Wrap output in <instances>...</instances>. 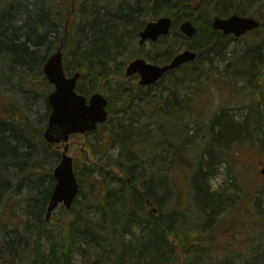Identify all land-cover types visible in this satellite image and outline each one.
<instances>
[{"label": "trees", "instance_id": "16d2710c", "mask_svg": "<svg viewBox=\"0 0 264 264\" xmlns=\"http://www.w3.org/2000/svg\"><path fill=\"white\" fill-rule=\"evenodd\" d=\"M123 1L0 0V72L8 71L6 79L20 76L21 91H27L28 96L38 94L41 97L43 93L47 117L51 110L48 95L52 88L43 67L46 55L54 52V42H64L66 74L73 76L79 72V84L83 79L89 80L86 88L78 84L80 94L87 97L95 93L109 95L106 90L111 84H116L121 91L120 97L113 99L114 104L108 105L106 124L94 133L71 137L74 141L94 134L97 140L89 143L94 160L75 162L81 189L70 212L76 216L67 222L57 220L56 216L46 222L45 208L54 189L53 169L45 175L40 171L31 173V169L39 168L38 164H32L38 149L44 157L49 153L61 156L59 148L48 144L43 137L46 124L35 125L21 112L16 115V110L10 108V99L6 104L0 102L3 112L0 113V164L9 177L3 186L14 178L10 174L12 166L18 173L29 168L28 175L33 183L24 232L0 235V251L13 254L15 258L21 253L20 259L27 260L23 264H69L76 255L87 258L89 264H229L218 254L219 234L216 232L224 233L222 224L211 229V221L220 214L216 213L221 205L230 203L234 195L221 199L212 191L210 182L218 176L220 165H233L228 161L231 152L237 158L236 163L241 164L242 150L249 144L254 145L253 139H259L257 136L262 133L264 19L255 31L259 36L258 44L249 48L241 59L246 71L244 79L250 84L247 95L245 93L250 102L246 119L236 124V116L231 114L233 109L223 107L209 122L212 131L200 137L197 129L190 127L203 123L201 111L195 108V102L205 96L206 85L202 79L207 69L202 60L213 62L215 57L224 58L229 45L223 41L227 38L212 30L211 20L201 22L183 14L188 4L177 0H152L153 3L137 0L134 4ZM117 5L118 10L115 9ZM217 5L211 2L199 4L197 8L212 17ZM78 7L84 10L88 7L91 11L84 14L87 23L76 33L72 19ZM111 10L116 12L110 13ZM228 12V9L223 10L218 17H227ZM161 16L174 20L171 34L188 43L186 49L197 52L198 58L190 63L191 69L180 67L163 78L159 84L171 77L168 89L162 94L163 102L148 107V120L142 124L139 117L143 114L133 110L124 93L133 90L137 93V102L144 103L145 107L149 103L148 94L144 87L134 90L121 85L127 77L126 64L120 61L145 58L135 53V48L140 49L135 42L145 24ZM184 19L191 20L197 27L192 40L178 31V23ZM171 34L159 39L156 57H149L154 64L170 62L183 47L177 46L182 40L177 42ZM76 38L81 41L78 50L81 56L75 58V63L69 48ZM69 57L74 59L72 65ZM115 102L119 109H114ZM173 123L175 131L171 140L167 131L172 129L170 124ZM167 124L168 130L165 129ZM105 128L108 131L104 133ZM193 138L203 145L199 148L201 152L186 146ZM113 147L118 151L114 164L102 163L99 155ZM84 151L90 155L87 149ZM175 173L176 180L173 179ZM46 178L51 180L48 185L43 184ZM149 207L158 209V215ZM37 224L41 230L35 228ZM91 250L94 260L86 253Z\"/></svg>", "mask_w": 264, "mask_h": 264}, {"label": "rangeland", "instance_id": "374dc122", "mask_svg": "<svg viewBox=\"0 0 264 264\" xmlns=\"http://www.w3.org/2000/svg\"><path fill=\"white\" fill-rule=\"evenodd\" d=\"M150 3H153L152 0H148ZM182 4H188L185 8L186 16L195 17L201 22H209L213 19L214 16H219L220 12L228 9V13H240L246 17L256 18L259 21L264 19V0H222L220 4L217 5V12L214 16L208 17L207 12H199L197 5L199 0H177ZM209 1V0H208ZM217 2L218 0H213ZM124 4H134L132 0H124ZM115 9L118 10L119 6H115ZM89 10L88 7L84 9L77 8V13L72 19L74 30L77 33L79 28L84 27L87 23V19L84 18V14ZM111 10L110 13H113ZM109 12V11H106ZM116 12V11H115ZM73 30V31H74ZM179 31V30H178ZM171 37L178 42L179 39L182 40L177 43V46H183L180 49V52L183 51L187 44L184 43L182 38H177V35L171 34ZM258 34L253 33L246 35L240 39L233 40L232 38H227L223 42L227 43L228 50L224 58L215 57L212 59L213 62L204 59L205 69L209 67V75H205L203 78V83L207 86L204 88L203 93L205 97H202L196 104V109L201 111L202 114V124L194 125L190 128H196L198 132H201L204 127L209 125L212 117L221 110V108L226 107L233 109L231 114L243 119L248 114V106L250 102L246 99L245 93H248L249 83L244 79L245 75V66L241 65V59L243 55L248 52L249 48H253L258 42ZM136 45L138 48H135L139 54L145 56V59L148 62L153 63V60L149 57H156L158 42L156 44L148 43L144 46L139 47V41L136 40ZM65 54V53H64ZM147 57V58H146ZM64 58L67 59L64 55ZM71 58V59H70ZM73 57H69V62L73 64ZM124 62L126 65L129 63L126 59H122L120 63ZM161 63L160 65H162ZM121 68L120 66H118ZM190 67L189 69H191ZM7 70L0 72V102L8 103L10 100V108L16 110V115L23 113L27 118H30L35 125L45 126L48 121L47 117V107L44 99V94L41 93V97L38 94L28 96L25 92L21 91L22 80L18 76H12L11 79H6ZM258 78V77H257ZM139 82L138 78L135 79H124L123 86L134 88ZM169 81L166 79L163 83L155 86L151 90L146 89L148 94L149 103L148 106H144V103L137 102L133 105L134 109L140 111L143 115H140L142 124L147 122V113H150L148 107H152L154 103H162V97L164 90L168 89ZM89 80L86 78L82 80V83L79 84L81 88H86L88 86ZM42 86V81H41ZM118 86L116 84L108 85L107 92L110 95H115ZM167 92L165 91V94ZM3 94V96H2ZM108 94H106L107 96ZM166 97V95H164ZM7 99H10L7 101ZM30 103H32L30 105ZM114 109H119L116 107ZM35 104V105H34ZM2 105L0 104V113ZM145 109V110H142ZM146 113V114H145ZM2 115V114H1ZM18 117V116H17ZM47 117V118H46ZM20 118V117H18ZM20 126V125H19ZM170 131H167V136L170 135V139L173 140L172 132L174 130V123L170 125ZM165 129H169V124ZM107 128L104 129V133L107 132ZM261 134L259 139H253L252 142L254 145L249 144L245 147L244 150L239 155V159L242 162L238 166H227L219 169V174L216 178L212 179L210 182L212 191H222L225 189V198L233 196L228 203V208L225 210V213L222 217H219L218 223L222 224L221 229L223 232H218V254L223 255V261L232 262L243 261L242 259H250L254 264H264V174L262 175V170L264 169V125L262 126ZM97 138L94 134L85 137L77 138L70 143V155L79 162L93 161L94 157L92 154V149L89 146V143L96 142ZM173 142V141H172ZM112 145V144H111ZM199 145L202 144L197 138L191 139L186 146L192 149L199 150ZM108 147V145H107ZM115 147L109 149L103 155H99V159L102 163H112L115 161V158L118 155L117 149ZM87 149L90 152V155L84 151ZM37 149H35L36 151ZM59 152L62 153V149H59ZM235 157V156H234ZM36 161H33L32 164H38L39 168L31 169L32 174H37V171H40V174L45 175L49 174L50 170L58 165L60 155L57 153H49L47 156L41 152V149H38L34 153ZM237 158L235 157V160ZM240 163V162H239ZM261 163V164H259ZM13 168V169H12ZM79 169L80 167H76ZM13 174V179H11L9 186L7 185L8 192L6 193L5 199L3 198L2 190L6 188L3 186L9 177L4 173V167L0 164V234L3 232H16L22 233L24 224L27 220L26 210L28 208L30 200V191L32 182L30 181V169L27 168L25 171L18 173L14 167H11ZM49 171V172H48ZM53 173H51L52 175ZM235 175L238 180V184H233L231 182V176ZM41 180V178H40ZM43 184H49L51 181L49 178L43 179ZM23 182V185H22ZM55 184V181H53ZM226 183V184H225ZM233 184V185H232ZM238 187H237V186ZM88 186H86V191ZM251 190V191H249ZM4 199V200H3ZM81 201L82 198H80ZM80 201V202H81ZM186 200L183 199V202ZM57 220L61 222H67L75 218L76 214H71L70 211L65 210V208L60 207L55 215ZM22 221V222H21ZM181 222V219L179 220ZM178 221V222H179ZM5 234V233H4ZM129 239V237L127 238ZM247 244L245 248H239L242 244ZM225 245V247H224ZM243 246V245H242ZM225 248V251L223 250ZM0 249L2 246L0 245ZM224 252H223V251ZM15 255V252H13ZM92 260H94V251L86 252ZM21 254V253H20ZM18 253V257L15 258L13 254L6 255L5 251H0V264H23L26 259H20L21 255ZM230 256L229 258H227ZM27 262V260H26ZM25 262V263H26ZM87 258H82L80 255L75 257L74 264H89ZM244 262V261H243ZM24 263V264H25Z\"/></svg>", "mask_w": 264, "mask_h": 264}, {"label": "water", "instance_id": "95a60500", "mask_svg": "<svg viewBox=\"0 0 264 264\" xmlns=\"http://www.w3.org/2000/svg\"><path fill=\"white\" fill-rule=\"evenodd\" d=\"M259 21L254 18L233 15L229 18H216L213 21L214 30L222 31L225 35L241 37L258 29ZM173 27V20L162 17L156 21L148 22L140 33L142 46L147 42H157L160 37L168 36ZM181 33L188 39L197 33L196 26L191 21L180 24ZM197 53L186 50L179 53L167 65L159 66L148 63L144 59H136L126 68V76H140V85L147 87L158 83L169 71L194 61ZM44 74L50 85L54 86L48 97L51 114L44 139L51 145L65 144L60 163L53 170L55 188L48 203L46 220L50 221L53 213L60 206L71 210L80 192V183L74 167V158L69 155L71 136L94 132L98 125L108 120V100L100 93H96L88 100L77 92V83L80 74L67 77L64 70L63 53L58 50L44 66ZM264 174V171H263ZM149 203V202H148ZM154 210V209H153ZM155 214L157 210H154Z\"/></svg>", "mask_w": 264, "mask_h": 264}, {"label": "bare ground", "instance_id": "6f19581e", "mask_svg": "<svg viewBox=\"0 0 264 264\" xmlns=\"http://www.w3.org/2000/svg\"><path fill=\"white\" fill-rule=\"evenodd\" d=\"M132 1H137V0H132ZM181 22V21H180ZM180 22L178 23V25L180 24ZM56 45H55V49L53 50L54 52H52L50 55H46V57H45V59H44V62H45V64L47 63V61H48V59L57 51V50H61L62 52H64V42H60V41H57V42H54ZM80 43H81V41H79L77 38L74 40V43L72 44V47H70L69 48V55H73L74 56V59L77 57H80L81 56V52H78V50H79V46H80ZM78 52V53H77ZM76 60L77 59H75V63H76ZM45 64H44V66H45ZM77 73H79V72H77ZM19 78H21L20 76H19ZM142 87L141 85H137V87L135 86L134 87V90H137V88L138 87ZM120 93H121V91H119V90H117L116 92H115V95H108V97H106L107 98V100H108V105L109 104H114L113 103V99L115 98V97H120ZM96 94V93H95ZM100 94H103V93H100ZM94 95V94H93ZM93 95H91V96H93ZM104 95V94H103ZM124 96L126 97V99L128 100V102L129 103H131L132 105H134L135 103H137V101H138V96H137V93L136 92H134L133 90H131V89H128V90H126L125 91V93H124ZM246 119V117L244 118V120ZM234 120H235V122H236V124H242L243 123V119H240L239 117L237 118V117H235L234 118ZM210 131H212V127H211V125L209 124L207 127L205 126L204 127V129H202V131L201 132H199V136L200 137H204L205 135H206V133L207 132H209L210 133ZM249 135V134H248ZM248 135H247V137H248ZM260 137V134L257 136V138H259ZM199 147H201L200 145H199ZM233 153L234 152H231L229 155H228V161H230V163L232 164L233 163V165L234 166H238V163H236L237 161L235 160V157L233 156ZM117 158V157H116ZM116 158H115V161H116ZM115 161H112V163L114 164V162ZM107 164H109V163H107ZM228 165H220V168H223V167H227ZM173 179H177V173H175L174 175H173ZM231 182H233V184H238V180H237V177L235 176V175H233V176H231ZM10 183V182H9ZM9 183L7 184L8 186H9ZM226 184V183H225ZM232 184V185H233ZM7 185H6V188H3V189H1L2 190V193H3V198L5 199V197H8V196H6V193L8 192V188H7ZM22 185H23V182H22ZM237 186V185H236ZM238 187V186H237ZM80 188H81V186H80ZM249 191H251V190H249ZM215 193L217 194V195H219V197L222 199V197H226L225 196V189H223L221 192L220 191H215ZM169 194H171L170 193V191H169ZM0 199H1V196H0ZM3 199V200H4ZM48 203H49V201H48ZM228 203H226V204H224V205H221V208L219 209V211L216 213V214H219L218 216H217V218H214L212 221H211V229L212 228H215V227H217V226H219L220 225V223H218V218L219 217H222L223 216V214L225 213V210H227V208H228ZM47 209H48V204H47V207L45 208V213L47 214ZM155 210V208L154 207H149V210L153 213V214H155V212H154V210ZM58 210V209H57ZM57 210H56V212H57ZM157 210V213H156V215H158V209H156ZM55 212V213H56ZM71 212V211H70ZM0 222H1V215H0ZM46 222H47V220H46ZM38 228L39 230H41V226H40V224H37V225H35V228ZM24 228V227H23ZM22 228V229H23ZM210 229V228H209ZM37 230V229H36ZM14 231H16V230H14ZM221 230H219V231H217L216 232V234L218 233V232H220ZM13 232V231H12ZM6 234V232H3L2 234H0L1 236L3 235V234ZM7 233H11V232H7ZM19 240L21 241V242H23V237H22V234H19ZM129 240H130V238H129ZM242 244V243H241ZM103 246H107V245H104V244H102ZM243 245V246H242ZM241 245V247H239V248H245V246H247V244L245 243V244H242ZM224 247H225V245H224ZM107 253H109V251H110V249H108V247H107ZM224 251H225V248H224ZM77 256V255H76ZM82 258H84L83 256H81ZM243 261H244V263H246V264H252V260H250V259H243ZM75 263V257L74 258H72V261H70V263L69 264H74ZM89 263H91V262H89ZM92 264H95L94 262L92 263ZM98 264H101L100 262L98 263Z\"/></svg>", "mask_w": 264, "mask_h": 264}, {"label": "flooded vegetation", "instance_id": "af4514ba", "mask_svg": "<svg viewBox=\"0 0 264 264\" xmlns=\"http://www.w3.org/2000/svg\"><path fill=\"white\" fill-rule=\"evenodd\" d=\"M221 1H222V0H218V1H217V4H220ZM236 1H240V2H241L242 0H236ZM211 2H212V3H216V2L213 1V0H209V1H208V0H199V1H198V3H200V4H210ZM228 2H229V0H228ZM228 17H229V16H228ZM226 18H227V17H226ZM133 78H138V76L133 77Z\"/></svg>", "mask_w": 264, "mask_h": 264}]
</instances>
